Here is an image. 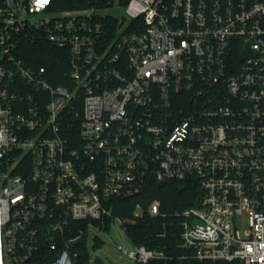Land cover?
<instances>
[{
  "label": "built area",
  "instance_id": "obj_1",
  "mask_svg": "<svg viewBox=\"0 0 264 264\" xmlns=\"http://www.w3.org/2000/svg\"><path fill=\"white\" fill-rule=\"evenodd\" d=\"M191 180L147 208L175 248L123 255L264 264V0H0V264H78V223L126 233L116 199Z\"/></svg>",
  "mask_w": 264,
  "mask_h": 264
},
{
  "label": "trees",
  "instance_id": "obj_2",
  "mask_svg": "<svg viewBox=\"0 0 264 264\" xmlns=\"http://www.w3.org/2000/svg\"><path fill=\"white\" fill-rule=\"evenodd\" d=\"M50 56V67L52 71L57 75H63L67 71V65L65 63H59L57 58L58 49H52L49 45L46 46L44 52L40 53V64H43L44 55ZM66 68V70H65ZM59 80V79H58ZM56 83L60 81L55 80ZM202 188L199 186L197 181H173L159 184L156 182H149L146 187L138 195L130 199H116L115 200V216L119 218H135V207L139 203L144 209V213L141 217L135 219V223L130 224L126 228V233L131 241L139 246L146 245L152 248L157 245L173 246L180 242L179 235H171L173 231H179L178 227L168 228L169 232L167 236L160 237L158 234L162 230V222L160 217H150L147 213L148 206L155 200L161 202L162 210L169 213L175 209L183 210L188 207L198 205L199 195H201ZM78 226L83 230V238L78 243L77 247L73 250L76 252V258L78 264H84L89 259L88 245H87V222H80ZM109 220L100 227L101 230L110 231ZM167 230V231H168ZM103 241L99 237L94 238V247H101ZM171 247L173 251L174 248ZM181 251L174 250L173 254H180ZM97 264H104L102 260H97ZM151 264H162L160 261H153ZM183 264H199L197 261H185Z\"/></svg>",
  "mask_w": 264,
  "mask_h": 264
},
{
  "label": "rangeland",
  "instance_id": "obj_3",
  "mask_svg": "<svg viewBox=\"0 0 264 264\" xmlns=\"http://www.w3.org/2000/svg\"><path fill=\"white\" fill-rule=\"evenodd\" d=\"M238 225L242 226L241 224ZM96 236L103 241V244L93 250L92 245ZM87 241L91 260L99 259L104 261L105 264H134V261L123 255L120 250L133 249V243L126 235L119 219H114L109 232L93 226L89 230Z\"/></svg>",
  "mask_w": 264,
  "mask_h": 264
}]
</instances>
